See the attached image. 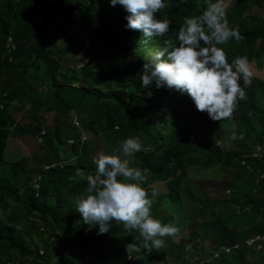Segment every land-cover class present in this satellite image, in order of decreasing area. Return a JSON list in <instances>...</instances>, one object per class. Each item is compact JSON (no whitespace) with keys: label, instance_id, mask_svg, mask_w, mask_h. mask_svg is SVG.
I'll list each match as a JSON object with an SVG mask.
<instances>
[{"label":"trees","instance_id":"obj_1","mask_svg":"<svg viewBox=\"0 0 264 264\" xmlns=\"http://www.w3.org/2000/svg\"><path fill=\"white\" fill-rule=\"evenodd\" d=\"M252 6L264 11V0H233L226 13L243 37L219 46L229 62L264 60V15H244ZM202 7L203 0H187L154 13L169 20V31L146 41L125 28L127 13L108 0H0V264H129L128 254L134 264H164L167 257L173 264H264V239L248 245L242 237L248 227L264 231V104L257 78L221 121L178 91L152 87L148 97L139 85L144 63ZM218 129L227 142L209 138ZM127 136L142 145L126 160L147 170L142 187L161 223L174 225L169 204L181 200L190 168L220 169L223 193L206 195L200 183V205L185 217L187 237L172 247L143 250L138 232L125 233L118 222L97 235L75 211L83 177L94 174L93 159L100 152L125 159L118 145ZM10 137L35 139V169L25 157L5 159ZM11 202L21 209L9 211ZM67 241L72 250L52 261Z\"/></svg>","mask_w":264,"mask_h":264},{"label":"clouds","instance_id":"obj_2","mask_svg":"<svg viewBox=\"0 0 264 264\" xmlns=\"http://www.w3.org/2000/svg\"><path fill=\"white\" fill-rule=\"evenodd\" d=\"M174 2L183 4L187 0H108L109 6L119 5L127 13L125 28L138 30L146 41L169 31V20L156 18L154 13ZM242 39L238 28L229 26L221 0H203L199 14L184 17L175 39H164L150 62L144 63L139 85L148 97L152 87L172 89L186 95L194 108L210 120L230 119L237 103L246 99L245 88L251 84L252 72L246 56L229 62L219 46ZM141 148L139 140L131 136L118 145L123 156H131ZM92 163L94 174L83 177L86 187L74 202L82 222L95 225L97 235L109 232L118 222L125 233L138 232L143 250L162 248L163 238L174 236L178 228L151 215L153 200L142 187L147 170L130 167L121 155L104 152L98 153ZM155 195L153 191L151 197ZM126 260L134 264L131 254Z\"/></svg>","mask_w":264,"mask_h":264},{"label":"rangeland","instance_id":"obj_3","mask_svg":"<svg viewBox=\"0 0 264 264\" xmlns=\"http://www.w3.org/2000/svg\"><path fill=\"white\" fill-rule=\"evenodd\" d=\"M222 6L225 9V12L228 13L229 7L232 6L233 0H221ZM87 12L89 13V7H86ZM246 14H257V15H264V11L258 8L257 6H252L249 9L244 10V15ZM250 70L252 72V76L256 77L259 82V100L261 104H264V60L257 62L251 61L249 63ZM25 116V115H24ZM52 114L46 113L44 124H50ZM23 119V117H22ZM223 124L220 123L219 126ZM84 135H88L84 132ZM226 136L225 131H221L220 129L215 131V135L210 136L212 140L218 142L220 140H224ZM37 142H39L37 140ZM220 142H227V141H220ZM224 145V144H222ZM227 145V144H225ZM40 153L37 150V143L35 139H31L29 137L20 138V137H10L7 141V146L5 149L4 157L8 161H14L19 157H25L27 159V163L30 169H35L37 167L36 162L39 160ZM125 159H128L129 156H124ZM196 162V161H195ZM219 173V174H218ZM220 169H211L206 172H197L195 168H190L188 171V175L183 178L182 181V189H181V200L175 204H169V211L175 217L174 226L178 228L177 233L171 237H164L165 243L172 247L174 243L180 238H186L188 234V228L185 222V217L189 216L190 214L194 213L200 205V201L202 199V189L200 188V183H202V188L205 190L206 195L215 194V193H223L221 191L224 187L219 186V182L217 175H220ZM36 177V173L33 174L32 178ZM33 181V180H32ZM226 191V188L225 190ZM227 194V192H225ZM229 195V193L227 194ZM231 195V193H230ZM11 208L16 207L17 205L14 203H10ZM20 207V206H19ZM17 209H21V208ZM5 214V216H7ZM245 228L242 232V237L245 241H250L251 239L257 236H263L264 231L260 229L258 232H251V229ZM45 230V228H44ZM48 233V232H47ZM27 238V237H26ZM28 239V238H27ZM72 250V245L67 242H62L60 245L59 250L53 253L52 261L55 257L61 255L62 253H67ZM89 258V257H88ZM164 264H173L172 258L167 257Z\"/></svg>","mask_w":264,"mask_h":264},{"label":"built area","instance_id":"obj_4","mask_svg":"<svg viewBox=\"0 0 264 264\" xmlns=\"http://www.w3.org/2000/svg\"><path fill=\"white\" fill-rule=\"evenodd\" d=\"M32 185H33V187H34L35 189L38 188L37 178H36V177L33 178ZM263 239H264V235H263V236H257V237H255V238L251 239L250 241H246V243H247L248 245H252L253 242H254L255 240H263ZM258 247H260V245H257V248H258ZM222 250H224L225 252H228V251H229V248H224V249H222ZM219 251H221V249L218 250V251H216V252L214 253V256H217V253H218Z\"/></svg>","mask_w":264,"mask_h":264}]
</instances>
